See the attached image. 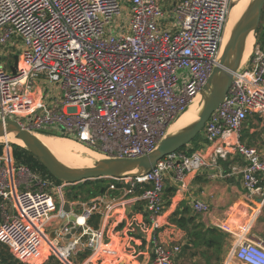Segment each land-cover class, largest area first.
I'll return each instance as SVG.
<instances>
[{
  "label": "built area",
  "instance_id": "built-area-1",
  "mask_svg": "<svg viewBox=\"0 0 264 264\" xmlns=\"http://www.w3.org/2000/svg\"><path fill=\"white\" fill-rule=\"evenodd\" d=\"M166 1L0 0V121L15 120L33 134L70 137L102 159L152 153L219 65L233 0ZM250 118H264V47L258 43L206 123V149L170 154L142 176L107 179L106 194L83 213L73 209L81 202L65 200L67 185L16 165L5 143L0 244L23 264L50 256L61 264H82L76 259L83 246L94 264L108 253V238L88 219L97 214L104 223L120 205L141 202L150 221L142 231L150 234L151 264H178L182 246L170 247L157 236L165 182L172 176L184 188L188 175L239 158L232 173L240 176L249 199L261 195L264 152L242 142ZM65 202L70 212L64 211ZM191 209L196 215L210 213L199 200ZM52 218L61 226H49ZM234 257L241 264H264V243L242 237Z\"/></svg>",
  "mask_w": 264,
  "mask_h": 264
},
{
  "label": "crops",
  "instance_id": "crops-1",
  "mask_svg": "<svg viewBox=\"0 0 264 264\" xmlns=\"http://www.w3.org/2000/svg\"><path fill=\"white\" fill-rule=\"evenodd\" d=\"M250 120L257 121L259 127H262L264 118H250L245 123L243 132L244 130H248L245 134H249V137L252 138L258 130L254 127H248L247 124ZM243 143L251 146L247 142ZM200 145L201 148L199 150L206 149L204 140ZM260 151L264 152V150ZM238 163H240L239 158L230 157L227 161L219 160L217 165L188 175L184 188L172 176L167 178L165 191L169 196L171 195V198L169 202L165 199L166 207L164 213L157 221V236L161 242L170 247L183 246L186 248L187 251H181L178 256V264H217V259L221 261L219 264H241L234 257V250L239 239L246 237L264 243V180L261 183L262 194L249 199L240 176L232 173V167L238 165ZM102 196H99V198ZM94 200L82 203V207L77 206L73 209L83 213ZM193 200H199L207 204L210 207V213L194 214L191 209V202ZM75 203L78 205L77 203L79 202ZM136 205L137 203L134 205H120L114 212L111 220L101 223L100 227L105 229L106 238H108L106 242L108 243V253L99 256L94 264H151L150 234L147 235L142 231L145 218L142 212L134 210ZM143 210L145 211L144 205ZM176 212L196 217L197 222L207 228H217L219 224L224 225L226 231L223 232L217 229L224 233L225 236L230 237L232 250L224 254L222 251L217 253L216 251L208 250L205 246L200 249L192 246L189 243L186 231L169 222V218ZM83 221L84 218L82 217L80 222L83 223ZM61 224V221L52 218L49 226L56 229ZM128 232L143 233L145 235L142 234L144 237L143 241H145L142 251L135 253L137 246L142 244V241L134 238H130L125 243L126 247L134 249L132 252L125 253L120 250V242L117 235H126ZM139 256L144 257L141 263L139 261L135 263V261L128 260L129 258L138 259ZM90 257L91 251L82 246V254L79 255L76 261H82V264L88 262L89 264L92 261V259L89 260ZM42 261L40 260L39 263H42Z\"/></svg>",
  "mask_w": 264,
  "mask_h": 264
},
{
  "label": "water",
  "instance_id": "water-1",
  "mask_svg": "<svg viewBox=\"0 0 264 264\" xmlns=\"http://www.w3.org/2000/svg\"><path fill=\"white\" fill-rule=\"evenodd\" d=\"M263 12L264 0H253L246 13L233 27L227 43L222 47L224 49L221 52L219 65L214 69L200 94L204 105L199 113L198 121L177 133L165 136L157 148L146 156L137 159H101L90 168H69L55 158L51 151L37 138L36 134L24 129L15 120L0 121V140L12 134L15 135L16 140L21 141L23 145L14 142L12 144L19 145L29 151L57 181L65 185L74 186L110 178L145 175L155 169L160 160L170 154L184 150L204 131L211 115L220 108L226 99L233 83L234 74L248 60L244 61L248 38L252 35L254 46L257 43V33ZM18 66L19 56L16 55L14 66L10 69L13 74H16ZM70 208V204L65 202L63 205L64 211L70 212ZM74 233H76V230L72 232V234ZM52 238H54V234ZM69 238L71 237L68 236Z\"/></svg>",
  "mask_w": 264,
  "mask_h": 264
},
{
  "label": "trees",
  "instance_id": "trees-1",
  "mask_svg": "<svg viewBox=\"0 0 264 264\" xmlns=\"http://www.w3.org/2000/svg\"><path fill=\"white\" fill-rule=\"evenodd\" d=\"M257 43L260 44L262 47H264V12L262 16V21L260 24V27L258 29L257 33ZM47 137H62L67 138L70 140H74L70 137L60 135L58 133H45ZM76 141V140H74ZM203 141V138L201 135H199L190 145L193 147L189 149V153L192 154L195 151L199 150L201 148L200 143ZM78 142V141H77ZM79 143V142H78ZM13 152V157L15 164L18 166H25L32 170L34 173L40 175L43 178L50 179L53 181L56 185H61L62 183L57 181L43 166V164L34 157L29 151H27L25 148L16 145V144H10ZM5 148V143H0V156L3 155ZM188 147H186L184 150H186ZM104 183H107L106 180L96 181V182H86L78 184L75 189L77 190V194L74 193V196H72L70 193L66 194V201L68 202H80L87 203L91 200L105 195L107 189H108V183L104 185ZM147 188V187H146ZM82 195V198L79 197ZM171 196V195H170ZM169 194L164 193V198L167 199L169 202L170 197ZM166 201V200H165ZM169 204V203H168ZM134 210L142 212L143 217L145 218V222L149 225L150 221L148 220V214H146L143 210V203L140 202L137 203ZM88 225L94 229H99L101 225V216L94 214L88 219ZM170 224H174L178 226L180 229L186 231L187 238L189 240V243L192 244V246L200 249L201 247L205 246L208 250L216 251L217 253L221 251V248L224 244V237L225 234L219 231L217 228L212 227H205L204 225L197 222L196 217H190L185 214L181 213H174L169 218ZM143 233H131L128 232L126 235H117V238L119 240V246L120 250L128 253L132 252L134 249H131L130 247H126L125 243L130 238H134L137 240H141L142 244L137 246V248H143L145 246L144 237L142 235ZM145 236V235H144ZM136 248V249H137ZM187 251L185 247L182 246V252ZM136 253V251H135ZM131 254V253H129ZM47 262L44 264H61L55 257L50 256L47 260ZM217 264H219L221 261L220 259L216 260ZM0 264H23L13 258V256L10 254L7 247L0 244Z\"/></svg>",
  "mask_w": 264,
  "mask_h": 264
},
{
  "label": "bare ground",
  "instance_id": "bare-ground-1",
  "mask_svg": "<svg viewBox=\"0 0 264 264\" xmlns=\"http://www.w3.org/2000/svg\"><path fill=\"white\" fill-rule=\"evenodd\" d=\"M244 10H246V9H244ZM241 17H242V15H241V11H240V6H239V4H237L235 7L232 8V10L230 9L228 22H227L228 23L227 24L228 25V32L226 33V31H225L223 43L229 37L233 27L236 25V23L240 20ZM226 30H227V27H226ZM253 49H254V38L251 35L246 42L244 61H246L250 57ZM222 52H223V48H222ZM246 56H247V59H246ZM200 98L201 97L196 98L191 103L189 108L183 114H181V116H179V118L176 120V122L170 127L169 133H176L175 128H176L177 124L182 125L183 123L187 122V120L185 119L186 115L189 113V111H191V109L193 107H195V109L193 110L192 113H197L200 110V104L202 102V101L199 102ZM198 116H199V112L197 113L194 121H192V122L188 121L187 122L188 126H190L193 123H195L196 121H198V119H199ZM36 136L51 151V153L55 156V158L60 163H62L63 165H65L69 168H73V169H85V168H90V167L94 166V162H87V160L85 161V160L81 159V157L79 156V153L81 152L79 146H81V144L78 143L77 141L70 140L67 138H59V139L56 138V140L54 139V141H52V139H47L48 138L47 135L36 134ZM1 141H2V139L0 140V142ZM4 141H7V142L12 141V142L17 143L19 145H23V143L21 141L16 140V137L13 134L8 136L7 138H5ZM82 147H84L87 151H89L88 152L89 155L90 154L93 156L98 155L94 151L86 148L85 146L82 145Z\"/></svg>",
  "mask_w": 264,
  "mask_h": 264
},
{
  "label": "rangeland",
  "instance_id": "rangeland-1",
  "mask_svg": "<svg viewBox=\"0 0 264 264\" xmlns=\"http://www.w3.org/2000/svg\"><path fill=\"white\" fill-rule=\"evenodd\" d=\"M161 1V0H160ZM173 1H176V0H167L166 1V3H167V5H170L171 3H173ZM237 1V2H236ZM253 0H233L232 1V3L233 4H231V10H232V8L233 7H235L237 4H239V6H240V11H241V15L243 16L245 13H246V11L248 10V7L250 6V4H251V2H252ZM164 3V2H163ZM244 6V7H243ZM244 9H246V10H244ZM244 12V13H243ZM228 24V23H227ZM226 27H227V30H225L226 31V33L228 32V25H226ZM231 34V33H230ZM229 37H230V35H229ZM229 37L225 40V42L223 43V47H224V45H225V43H227V41H228V39H229ZM224 49V48H223ZM14 52V51H13ZM16 52V51H15ZM14 52V53H15ZM246 59H247V56H246ZM40 82V86L42 87V89H46L47 87L45 86V83L43 82V81H39ZM60 91L58 90V93H59ZM201 98H200V101L199 102H201V104H200V110L198 111L199 113L202 111V108H203V105H204V101H203V99H202V95L200 96ZM195 109V107H193L192 109H191V111H189V113L186 115V120H187V122L189 121V122H192V121H194V119H195V117H196V115H197V113H192L193 112V110ZM183 123L182 125L181 124H177V126H176V133L177 132H179V131H181V130H183V129H185V128H187L188 127V123ZM248 127L250 126L251 128L252 127H254L255 129H257L258 131L256 132V134H254V136L252 137V138H250L249 137V134H245V132H248V130H244V132H243V142H247V143H249L252 147H256V148H258L259 150H264V124H263V126L262 127H259V123L257 122V121H249L248 122ZM203 133H204V131L201 133V137L203 138ZM171 134H174V133H169V131H168V133H167V135L166 136H168V135H171ZM247 135H248V138H247ZM47 138V137H46ZM56 138L57 139H59V138H62V137H56V136H52V137H48L47 139H52V141H54V139L56 140ZM5 139H2V141L0 142V143H9V144H12L13 142L12 141H4ZM193 145V144H192ZM192 145H189L188 146V148L189 149H191L193 146ZM79 148H80V153H79V156L81 157V159L82 160H87V162H94V163H96L97 161H99V160H101L102 158L99 156V155H95V156H93V155H89L88 154V152L89 151H87L84 147H82V145L81 146H79ZM107 183H104V185H106ZM77 185H67L64 189H63V193H64V197H65V200H66V194L67 193H70L72 196H74V193L75 194H77L78 192H77V190L75 189V187H76ZM79 197H81L82 198V195H80ZM56 200H57V202L59 203V204H61V200H60V196H58L57 195V197H56ZM81 203H82V201H80ZM58 209H59V207H58ZM77 211V213H82L81 211H78V210H76ZM232 247L230 246V237L229 236H225L224 237V244H223V246H222V248H221V251L225 254V253H228V252H230L232 249H231ZM137 251L136 252H140V251H142L143 249L142 248H137L136 249ZM48 259V258H47ZM128 260H132V261H135V263H137L138 261L141 263L143 260H144V257H141V256H139L138 257V259L136 258V259H131V258H129ZM47 261L45 260L44 262H42V263H39L38 261H34V264H36V263H39V264H44V263H46ZM127 264V263H126Z\"/></svg>",
  "mask_w": 264,
  "mask_h": 264
}]
</instances>
